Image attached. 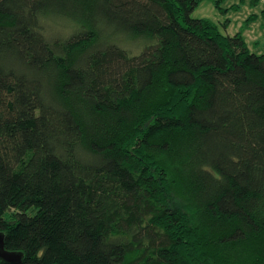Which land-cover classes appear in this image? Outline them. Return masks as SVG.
Instances as JSON below:
<instances>
[{
	"label": "trees",
	"instance_id": "1",
	"mask_svg": "<svg viewBox=\"0 0 264 264\" xmlns=\"http://www.w3.org/2000/svg\"><path fill=\"white\" fill-rule=\"evenodd\" d=\"M199 1L0 0V231L22 264H264V53Z\"/></svg>",
	"mask_w": 264,
	"mask_h": 264
},
{
	"label": "rangeland",
	"instance_id": "2",
	"mask_svg": "<svg viewBox=\"0 0 264 264\" xmlns=\"http://www.w3.org/2000/svg\"><path fill=\"white\" fill-rule=\"evenodd\" d=\"M214 23L223 34L240 33L249 50L264 53V0H200L191 13ZM66 18L51 20V34L63 35Z\"/></svg>",
	"mask_w": 264,
	"mask_h": 264
},
{
	"label": "water",
	"instance_id": "3",
	"mask_svg": "<svg viewBox=\"0 0 264 264\" xmlns=\"http://www.w3.org/2000/svg\"><path fill=\"white\" fill-rule=\"evenodd\" d=\"M0 261L7 264H22V253L4 248V233L0 231Z\"/></svg>",
	"mask_w": 264,
	"mask_h": 264
}]
</instances>
